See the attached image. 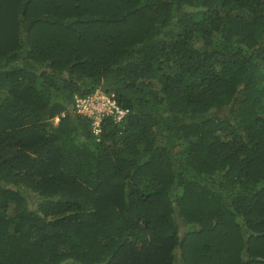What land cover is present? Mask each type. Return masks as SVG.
I'll return each instance as SVG.
<instances>
[{
	"label": "trees",
	"instance_id": "1",
	"mask_svg": "<svg viewBox=\"0 0 264 264\" xmlns=\"http://www.w3.org/2000/svg\"><path fill=\"white\" fill-rule=\"evenodd\" d=\"M0 264H264V0H0Z\"/></svg>",
	"mask_w": 264,
	"mask_h": 264
},
{
	"label": "built area",
	"instance_id": "2",
	"mask_svg": "<svg viewBox=\"0 0 264 264\" xmlns=\"http://www.w3.org/2000/svg\"><path fill=\"white\" fill-rule=\"evenodd\" d=\"M74 110L90 120L92 131L98 135L101 131L102 120L111 116L114 120L119 121L125 114L117 103L113 94L101 93L99 90L86 96L74 97ZM55 122L58 117H55Z\"/></svg>",
	"mask_w": 264,
	"mask_h": 264
},
{
	"label": "rangeland",
	"instance_id": "3",
	"mask_svg": "<svg viewBox=\"0 0 264 264\" xmlns=\"http://www.w3.org/2000/svg\"><path fill=\"white\" fill-rule=\"evenodd\" d=\"M97 90H99V89H96L95 91H97ZM180 223H181V221H180ZM186 229H187V227H186Z\"/></svg>",
	"mask_w": 264,
	"mask_h": 264
}]
</instances>
